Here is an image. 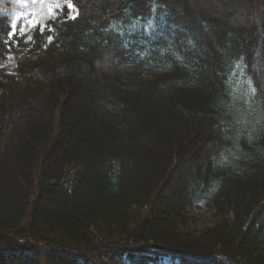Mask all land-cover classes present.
<instances>
[{
  "label": "trees",
  "instance_id": "1",
  "mask_svg": "<svg viewBox=\"0 0 264 264\" xmlns=\"http://www.w3.org/2000/svg\"><path fill=\"white\" fill-rule=\"evenodd\" d=\"M70 3L9 72L0 0V263L264 264V0Z\"/></svg>",
  "mask_w": 264,
  "mask_h": 264
},
{
  "label": "rangeland",
  "instance_id": "2",
  "mask_svg": "<svg viewBox=\"0 0 264 264\" xmlns=\"http://www.w3.org/2000/svg\"><path fill=\"white\" fill-rule=\"evenodd\" d=\"M233 3V8L240 9L238 12L242 11V17L246 18L243 9L246 7L248 0H231ZM17 5L15 10L11 25L12 31L15 32V35L9 38L12 41V46H10V53L7 56V59L4 61V67L9 72H14L16 65V58L18 55L23 53L31 46L30 37L26 34L34 27H40L45 29L47 27L48 19H51L56 16L57 11L66 6L67 0H14ZM74 6V5H73ZM68 9V7L66 6ZM76 13V8L74 7L73 11L68 9V17L74 16ZM248 18L252 19L251 16ZM185 218L187 222L180 227L184 234H195L200 233L201 231L211 227L217 223L221 218L218 215L217 211L214 208V205L209 200H198L195 201L192 205L186 208ZM100 244L104 243V240L99 241ZM2 248V246H0ZM4 251L0 252V259L3 258ZM103 260L108 264H128V261L125 259L119 262H113L108 260L107 257L103 256ZM1 264V263H0Z\"/></svg>",
  "mask_w": 264,
  "mask_h": 264
},
{
  "label": "snow or ice",
  "instance_id": "3",
  "mask_svg": "<svg viewBox=\"0 0 264 264\" xmlns=\"http://www.w3.org/2000/svg\"><path fill=\"white\" fill-rule=\"evenodd\" d=\"M66 6L68 7V9H69L70 12L74 10V6L70 3V0H68ZM69 18H70V19H75L76 17H75V16H70ZM30 26H33V27H34L35 25H30ZM14 35H15V32H14V31L9 33V37H10V38H11L12 36H14ZM51 39H52V38L50 37L49 40L51 41Z\"/></svg>",
  "mask_w": 264,
  "mask_h": 264
},
{
  "label": "bare ground",
  "instance_id": "4",
  "mask_svg": "<svg viewBox=\"0 0 264 264\" xmlns=\"http://www.w3.org/2000/svg\"><path fill=\"white\" fill-rule=\"evenodd\" d=\"M194 264H195V262H194Z\"/></svg>",
  "mask_w": 264,
  "mask_h": 264
}]
</instances>
